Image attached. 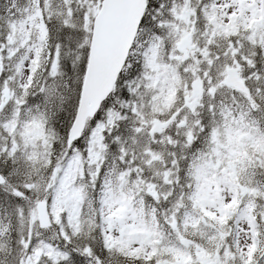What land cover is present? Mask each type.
Returning <instances> with one entry per match:
<instances>
[{
    "label": "snow or ice",
    "instance_id": "6c2138e0",
    "mask_svg": "<svg viewBox=\"0 0 264 264\" xmlns=\"http://www.w3.org/2000/svg\"><path fill=\"white\" fill-rule=\"evenodd\" d=\"M0 264H264V0H0Z\"/></svg>",
    "mask_w": 264,
    "mask_h": 264
}]
</instances>
